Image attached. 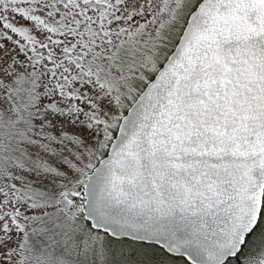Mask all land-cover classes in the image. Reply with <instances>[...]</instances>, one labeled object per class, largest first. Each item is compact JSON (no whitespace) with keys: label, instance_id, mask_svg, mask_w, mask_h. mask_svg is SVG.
Masks as SVG:
<instances>
[{"label":"snow or ice","instance_id":"1","mask_svg":"<svg viewBox=\"0 0 264 264\" xmlns=\"http://www.w3.org/2000/svg\"><path fill=\"white\" fill-rule=\"evenodd\" d=\"M0 264H264V0H0Z\"/></svg>","mask_w":264,"mask_h":264}]
</instances>
